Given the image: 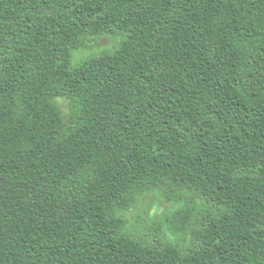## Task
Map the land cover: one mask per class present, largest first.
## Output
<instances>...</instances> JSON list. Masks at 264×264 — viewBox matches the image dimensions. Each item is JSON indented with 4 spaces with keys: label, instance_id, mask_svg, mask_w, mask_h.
Segmentation results:
<instances>
[{
    "label": "trees",
    "instance_id": "obj_1",
    "mask_svg": "<svg viewBox=\"0 0 264 264\" xmlns=\"http://www.w3.org/2000/svg\"><path fill=\"white\" fill-rule=\"evenodd\" d=\"M0 264H264V0H0Z\"/></svg>",
    "mask_w": 264,
    "mask_h": 264
},
{
    "label": "rangeland",
    "instance_id": "obj_2",
    "mask_svg": "<svg viewBox=\"0 0 264 264\" xmlns=\"http://www.w3.org/2000/svg\"><path fill=\"white\" fill-rule=\"evenodd\" d=\"M120 36L104 35L87 37L82 46L75 52L73 62L77 63L79 60L108 49H111L119 41ZM64 111L67 110V101L65 99L59 100Z\"/></svg>",
    "mask_w": 264,
    "mask_h": 264
}]
</instances>
